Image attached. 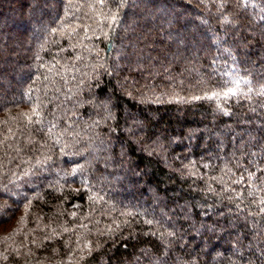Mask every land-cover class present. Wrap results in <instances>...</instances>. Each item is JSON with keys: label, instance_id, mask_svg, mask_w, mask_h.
Masks as SVG:
<instances>
[{"label": "trees", "instance_id": "1", "mask_svg": "<svg viewBox=\"0 0 264 264\" xmlns=\"http://www.w3.org/2000/svg\"><path fill=\"white\" fill-rule=\"evenodd\" d=\"M0 264H264V0H0Z\"/></svg>", "mask_w": 264, "mask_h": 264}, {"label": "rangeland", "instance_id": "2", "mask_svg": "<svg viewBox=\"0 0 264 264\" xmlns=\"http://www.w3.org/2000/svg\"><path fill=\"white\" fill-rule=\"evenodd\" d=\"M143 7H145V9H147L148 6H146V4H144ZM163 16H164L163 18H165V15H163ZM158 18H159V17H155L154 21H152L151 18L149 19L150 22H149V21H146L147 24H148V26L151 25V23H153V24L155 23V25H156L157 23L159 24L160 21H159ZM146 20H147V18H146ZM151 21H152V22H151ZM132 26H134V24H133Z\"/></svg>", "mask_w": 264, "mask_h": 264}]
</instances>
